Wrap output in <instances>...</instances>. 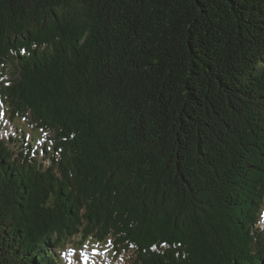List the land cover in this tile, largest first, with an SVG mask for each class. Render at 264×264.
Here are the masks:
<instances>
[{
    "label": "trees",
    "instance_id": "trees-1",
    "mask_svg": "<svg viewBox=\"0 0 264 264\" xmlns=\"http://www.w3.org/2000/svg\"><path fill=\"white\" fill-rule=\"evenodd\" d=\"M0 71V264H264V0H0Z\"/></svg>",
    "mask_w": 264,
    "mask_h": 264
},
{
    "label": "rangeland",
    "instance_id": "rangeland-1",
    "mask_svg": "<svg viewBox=\"0 0 264 264\" xmlns=\"http://www.w3.org/2000/svg\"><path fill=\"white\" fill-rule=\"evenodd\" d=\"M4 79L5 78L0 80L2 81ZM2 115L3 109L2 104L0 103V141H6L10 140L9 138L11 136L17 134L19 125L17 124L18 127H16V125L3 118ZM23 130H25V134L28 137V142L33 136V144L35 145L45 136L31 130L27 125H22L21 131ZM11 147L15 148V144H11ZM38 149L39 156L42 158L43 147L39 145ZM262 224L264 226V221ZM60 251L66 264H132L128 254L122 253L117 258H114L112 245L96 244L91 241H87L81 245L68 242L64 244V248H61Z\"/></svg>",
    "mask_w": 264,
    "mask_h": 264
},
{
    "label": "bare ground",
    "instance_id": "bare-ground-1",
    "mask_svg": "<svg viewBox=\"0 0 264 264\" xmlns=\"http://www.w3.org/2000/svg\"><path fill=\"white\" fill-rule=\"evenodd\" d=\"M0 77H2V75L0 76ZM263 223V222H262ZM263 225V224H262ZM77 259V258H76ZM130 259H131V257H130Z\"/></svg>",
    "mask_w": 264,
    "mask_h": 264
}]
</instances>
